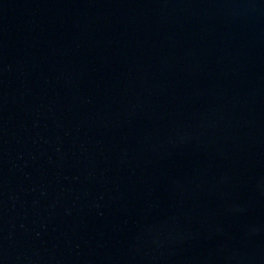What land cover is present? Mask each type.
<instances>
[{"label":"water","instance_id":"obj_1","mask_svg":"<svg viewBox=\"0 0 264 264\" xmlns=\"http://www.w3.org/2000/svg\"><path fill=\"white\" fill-rule=\"evenodd\" d=\"M0 264H264V0H0Z\"/></svg>","mask_w":264,"mask_h":264}]
</instances>
